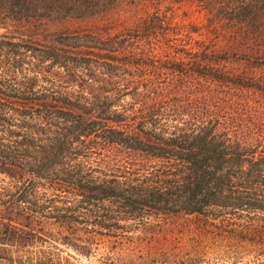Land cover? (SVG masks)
<instances>
[{"label":"trees","instance_id":"1","mask_svg":"<svg viewBox=\"0 0 264 264\" xmlns=\"http://www.w3.org/2000/svg\"><path fill=\"white\" fill-rule=\"evenodd\" d=\"M0 173V264H264V0H0ZM168 213L220 258L124 244Z\"/></svg>","mask_w":264,"mask_h":264},{"label":"rangeland","instance_id":"2","mask_svg":"<svg viewBox=\"0 0 264 264\" xmlns=\"http://www.w3.org/2000/svg\"><path fill=\"white\" fill-rule=\"evenodd\" d=\"M181 13V12H180ZM183 15V14H182ZM201 15L198 12L193 14H188L187 20H194L196 22L201 21ZM231 68L236 65L234 63H229ZM199 88V87H198ZM219 85L216 84L215 94H218ZM192 96H186L182 100L176 102L177 110L180 109L179 114L182 112L185 114L178 118L192 119V116H200L205 118V115L212 114L216 117V114H225L223 111L225 109L216 106V100L214 98L206 99L200 92H192ZM176 112V111H175ZM178 112V111H177ZM182 120V119H181ZM117 156L123 158V153L121 151L114 152ZM131 159L136 163L143 164L147 161H151L148 157L139 155L137 153L131 155ZM9 181L10 179L5 175L0 173V181ZM202 218L196 215L187 214H158L149 217L148 221L142 222L136 225L134 222L127 223L130 224L129 227L125 228L130 230V235L128 239L124 242L126 246L133 244H154L155 246H166L167 244L175 245L181 243L187 245L189 248L192 246H201V248H206L211 251L213 256H208L210 258H220L219 248L223 243L220 239V229L213 226L210 223L211 220ZM216 224V220H214ZM47 228L53 230H60L58 225L47 224ZM216 250V251H215ZM216 252V253H213Z\"/></svg>","mask_w":264,"mask_h":264}]
</instances>
